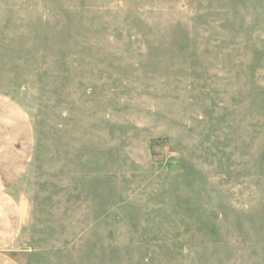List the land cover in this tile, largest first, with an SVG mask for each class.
I'll list each match as a JSON object with an SVG mask.
<instances>
[{"label": "rangeland", "instance_id": "obj_1", "mask_svg": "<svg viewBox=\"0 0 264 264\" xmlns=\"http://www.w3.org/2000/svg\"><path fill=\"white\" fill-rule=\"evenodd\" d=\"M0 94L19 264H264V0H0Z\"/></svg>", "mask_w": 264, "mask_h": 264}, {"label": "crops", "instance_id": "obj_2", "mask_svg": "<svg viewBox=\"0 0 264 264\" xmlns=\"http://www.w3.org/2000/svg\"><path fill=\"white\" fill-rule=\"evenodd\" d=\"M31 148V131L21 108L0 94V264H19L12 247L21 218L9 189L24 172Z\"/></svg>", "mask_w": 264, "mask_h": 264}]
</instances>
